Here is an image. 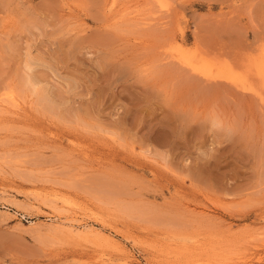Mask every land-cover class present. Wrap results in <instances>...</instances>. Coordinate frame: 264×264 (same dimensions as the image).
Wrapping results in <instances>:
<instances>
[{"label":"rangeland","instance_id":"obj_1","mask_svg":"<svg viewBox=\"0 0 264 264\" xmlns=\"http://www.w3.org/2000/svg\"><path fill=\"white\" fill-rule=\"evenodd\" d=\"M129 260L264 264V0H0V264Z\"/></svg>","mask_w":264,"mask_h":264},{"label":"bare ground","instance_id":"obj_2","mask_svg":"<svg viewBox=\"0 0 264 264\" xmlns=\"http://www.w3.org/2000/svg\"><path fill=\"white\" fill-rule=\"evenodd\" d=\"M170 57H171V56H170ZM171 58H172V57H171ZM186 58H187V57H186ZM189 58H190V57H189ZM182 62H183V61H182ZM185 62H186V61H185ZM187 62H188V61H187ZM183 63H184V62H183ZM190 63H191V61H190ZM184 64H185V63H184ZM194 64H195V63H194ZM185 65H186V64H185ZM190 68H192V67H190ZM192 70H193V69H192ZM194 71H195V70H194ZM194 71H193V72H194ZM195 72H196V71H195ZM209 76H210V73H209ZM236 80H237V79H236ZM234 81H235V80H234ZM64 205H65V204H64ZM54 218H55V217H54ZM49 219H51V218H49ZM51 220H52V219H51ZM66 225H67V224H66ZM81 227H82V225H81ZM91 227H92V226H91ZM74 228H75V227H74ZM85 228H86V227H85ZM83 229H84V228H83ZM87 229H89V228H87ZM52 230H54V229H52ZM59 230H60V229H59ZM75 230H76V229H75ZM75 230H74V231H75ZM77 230H78V229H77ZM94 230H95V229H94ZM94 230H93V231H94ZM99 230H100V229H99ZM83 231H84V230H83ZM93 231H92V230H85V232H82V231H80V232H82V234L85 233V234L87 235V236H85V237H88V236H89L88 234L92 235ZM95 231H96V230H95ZM72 232H73V231H72ZM63 234H64V233H63ZM109 234H110V233H109ZM94 235H95V234H94ZM98 235H99V237L101 236V234H99V233L97 234V236H98ZM83 236H84V235H83ZM81 237H82V235H81ZM88 238H89V237H88ZM94 238H95V237H94ZM102 243H103V242H102ZM104 243H105V242H104ZM114 243H115V242H114ZM130 257H131V255H130ZM130 259H131V258H130ZM130 261H131V260H129V263H126V261H125V263H126V264H132L133 262L130 263ZM133 261H134V259H133ZM137 262H138V261H137ZM138 264H139V263H138Z\"/></svg>","mask_w":264,"mask_h":264}]
</instances>
